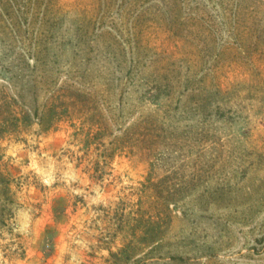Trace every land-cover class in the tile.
Masks as SVG:
<instances>
[{
	"label": "rangeland",
	"instance_id": "obj_1",
	"mask_svg": "<svg viewBox=\"0 0 264 264\" xmlns=\"http://www.w3.org/2000/svg\"><path fill=\"white\" fill-rule=\"evenodd\" d=\"M0 264H264V0H0Z\"/></svg>",
	"mask_w": 264,
	"mask_h": 264
}]
</instances>
